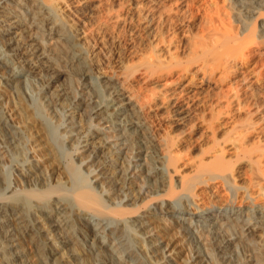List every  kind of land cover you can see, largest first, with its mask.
<instances>
[{"label":"bare ground","instance_id":"obj_1","mask_svg":"<svg viewBox=\"0 0 264 264\" xmlns=\"http://www.w3.org/2000/svg\"><path fill=\"white\" fill-rule=\"evenodd\" d=\"M198 1L0 0V135L4 123L17 134L0 143V161L17 168L0 170V264H264V146L252 151L235 132L190 166L181 154L202 133L204 86L256 54V109L242 132L264 125V0ZM181 28L177 54L165 34ZM141 76L165 82L136 92ZM215 208L236 216L218 220ZM238 245L248 262L232 257Z\"/></svg>","mask_w":264,"mask_h":264},{"label":"rangeland","instance_id":"obj_2","mask_svg":"<svg viewBox=\"0 0 264 264\" xmlns=\"http://www.w3.org/2000/svg\"><path fill=\"white\" fill-rule=\"evenodd\" d=\"M200 1H202V0H200ZM200 1H198L196 6L199 5ZM173 5H174L173 6L174 10H177L178 5H179V11L182 14L188 13L186 11H189L188 10L189 8L186 7V5L183 6V7L180 4H177V3H175ZM175 12L176 11H170V12L166 13L164 17H168L170 22H171L172 21L171 19H174V18L176 19L177 13H175ZM185 30L186 29H183V31H182V28H181V30H177L176 31L177 33L176 32L173 33L172 31H170V32H167L165 34V36H167V38L172 40L173 44H175V46H176L177 42L179 44V39L182 40L184 38ZM175 46L173 47V51H176L177 54L180 52L179 54H181L182 53V47L178 46V48H177V46L176 47ZM263 51H264V49H263ZM256 55L257 56H254L253 59L250 60L248 65L245 64L246 66L245 65L241 66V64L239 66H236V65H234L236 62L235 63L233 62L234 63L233 64V68L230 69L229 72L226 71V72L222 73L221 71H218L216 73V75H215V78H213L211 80V82L208 83V85L206 84L204 86L205 87V92L203 94L204 95L203 96L204 97L203 98L204 99V103L203 104L206 107H203V109L204 108L206 109V112L204 113L205 121L201 125V128L199 129V132H202V133L201 134L200 133L195 134L181 148V154L184 157L183 160L186 163L189 162L188 166H190V164L193 163L195 157H197V158L202 157L203 156L202 152L203 151H207L209 146H212V143H213V140H214L213 137H217V139L220 142H222V143L226 142L227 148H228V145H229L228 143H229L230 138H232L235 135V132H237L238 135H242V140L240 142L242 144L246 145L249 149L251 148L250 150L256 151V150H258V148L260 149V148H262L264 146V125L262 124V121H259L258 125H256V128H253V129H250V130H244L242 132V128H244V126L242 124V121H245V119H247L250 116V112L253 113V112H255V109H256L255 105H253L254 104L253 103L254 99L252 100V98L255 97L254 95L257 92V90H255L256 89L255 88L256 84L253 85L254 84L253 80L255 78L254 77L252 78L251 75H249V72L253 68H255L256 65H257L256 67H259L262 64V60H263L262 58L263 57L261 56L262 57L261 58L260 55H258V54H256ZM259 61H260V63H257ZM198 66L199 65H197L196 67H194L192 69V73L189 74V77H193V73L198 70ZM234 66L236 68L238 67V69L234 68ZM196 74L194 76H196ZM248 75H249V77H247ZM198 76L201 77L202 74L201 75L197 74L196 78ZM164 82H165L164 79H162L160 81H159V79H156L153 83L150 82L149 84L148 83L144 84V79L141 76V77H138L136 80H134L132 82V85H133V90H135V91L137 90L140 93L146 94V92L148 90H147V88L145 86H147L148 88L156 87L158 85V83H164ZM40 84H41V82L38 81L37 84L34 85L35 90H34V87H33L32 91H30V93L32 94V92L34 90L35 94H37V92H36L37 91V85H40ZM141 87H142V89H144V90L146 89V90L145 91L138 90V89H141ZM192 93H194V91H192L191 94ZM236 93L239 94V98H237L238 94H236ZM29 96L30 95H29V92H28L27 97H29ZM71 100H73V99H71ZM71 100H70V103L72 102ZM12 101L13 102L16 101L15 103H18V106L20 107L18 109V111L20 112L19 113L20 117H25L26 118V119L24 118L25 122H26V123L25 122L24 123L31 128L30 129L31 132H34V133L37 134L38 132H35V129H37V125L33 122V119L30 117L29 111H27L28 108L25 107L26 105H24L21 100H20L21 101V105H19L18 98L15 99V100H12ZM73 103H75V102L73 101ZM22 104H23V106H22ZM57 108H58V110H56V111H57L58 114L56 116H58V117H56V119H58L60 117H61L60 119H62V116L63 115L65 116V110L63 108L61 109V107H57ZM253 109H254V111L252 112ZM21 111H23V112H21ZM59 115H60V117H59ZM258 115L259 114L256 115L254 113L253 114V116H254L253 120H255L256 118H258L260 116V115L259 116ZM165 128H167V127L165 125H163L162 129H165ZM14 129H13V127L11 125H8V124H5V123L2 125V129H1L2 131H1V135H0V138L2 137L1 139L2 140L4 139V142L1 141V139H0V143L2 145L3 144L6 145V142H5L6 139H7L6 141H9V142L11 141L12 142V141L15 140V139L13 140L15 135H16V138H17L16 130H14ZM211 129H213L214 131L216 130V131L213 132V130H212V132H211ZM7 133H8V135H7ZM213 133H214V135H213ZM38 134H40V133H38ZM3 137H5V138H3ZM201 146H202V148H201ZM200 149L201 150L204 149V150L200 151ZM45 150L48 151L49 147L46 146ZM227 151L228 152L226 153V155H227L226 157L231 161V163L232 164L239 163L237 161L241 160V158L239 156H242V155H240L238 153L239 154V156H238V154H236L235 152H231L230 150H227ZM244 160H247V159L245 158ZM3 162H5V161H3ZM3 162L0 161V165H1L0 166V170H2L3 174H7V172H10V170H12L15 173H17V170H16L17 168L14 165V163H11V165H10L9 163L7 164V163H3ZM248 163L249 164H245V165L242 166V169H241V172H240V174L242 173L241 177L243 176L242 179L244 177H246V178H244L246 181L248 180V177H249L248 175L251 174V170H252L251 168L254 169V166H251L250 162H248ZM263 168H264V166H263ZM263 171H264V169H263ZM262 176L264 177V172H263ZM263 185H264V180H262V186ZM202 191H203V193H202ZM222 191L220 193V197L221 198H219L221 200H223L224 198H227L228 195H230V193L228 191H224V190H222ZM199 192H200V195L203 194V195H201L202 197H206V196L208 197L210 195V193H208L210 191L208 189H206V188L200 189ZM226 195H227V197H226ZM236 202H237V205L240 204V201H236ZM258 202L259 201H257V203ZM217 209L218 208H215V209L212 210V215L215 218H217L218 220H220L221 218L224 219L223 221H226L228 218L236 216V213H238L237 211H239L238 207H236L235 208V212L236 213L231 211V212H225L228 215H226L225 213H223L225 215H222L221 212L219 211V209L218 210ZM242 210H243L242 214H245V212L247 211L245 209V207H243ZM4 213L7 214V212H4ZM83 222L85 224H88V226L91 227V228H93V227L97 228L100 225L99 224L100 223L99 220L97 218L93 217V216H90V215L89 216H85L83 218ZM100 239L102 241H104L105 243H107L108 239L106 237L105 238L101 237ZM106 247H107V249H109V251L107 252V254L110 255L109 257L110 258L111 257H115V259H116V253L113 250L112 245L109 243V244L106 245ZM237 248L240 249L238 252H237V250H238ZM237 248H236L235 251H233L231 253L232 257H234V258H236V257L239 258L240 257V259H243L244 262H248L249 261L248 259L250 258V256L248 255L247 250L245 249V247L243 245H238ZM185 253H186V251H183L181 254H177L178 255L177 256V259H178L177 263H179L184 258ZM236 254H237V256H236ZM113 259L114 258H112V260Z\"/></svg>","mask_w":264,"mask_h":264}]
</instances>
